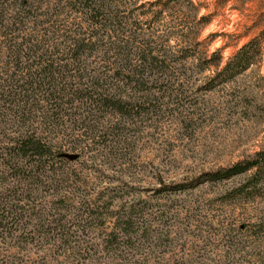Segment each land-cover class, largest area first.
<instances>
[{"label": "rangeland", "instance_id": "rangeland-1", "mask_svg": "<svg viewBox=\"0 0 264 264\" xmlns=\"http://www.w3.org/2000/svg\"><path fill=\"white\" fill-rule=\"evenodd\" d=\"M152 1L155 0H141L143 7L124 3L113 10L122 21L125 16L132 17L131 23L121 24L119 31L127 37L132 52L142 49L145 41H151L148 47L152 51L159 49L169 54L191 43L192 50L188 53L194 51L196 56L187 60L185 69L175 75L155 77L157 80L143 86L142 91L121 86L124 97L135 98V106L142 109L139 116L123 118L109 108L77 104V111L84 109V116L89 117L99 133L106 135L119 127L124 134L109 135L107 139H112V143L106 142L109 144L106 151L89 140L77 148L79 155V151H69L74 144L78 145L77 139L83 138L77 136L80 131L76 126L71 130L66 123L59 127L62 133H48L49 139L64 143L63 150L69 149L62 153L65 174L48 183L65 186L71 185L69 179H73L72 184L80 188L77 195L86 197L92 205L102 208L108 204L113 210L143 208L145 217L155 216L154 232H168L159 236L165 241H160L162 245L151 255L150 262L160 258L159 250H166L164 261L168 263L193 260L197 264H264V232L255 237L251 234L257 225L264 227V190L248 202L233 197L224 203L226 190L242 177L189 184L207 171L249 159L264 148V0H189L192 4L177 0L155 21L152 15L161 6L151 7L148 3ZM30 2L33 9L44 3L33 15L46 13L36 25L27 24L26 30L44 39L41 51L59 55L56 49L53 52L54 46L81 32L79 15L57 0ZM42 21L46 22L41 25ZM45 28L49 30L47 34ZM135 34L137 40L135 36V41L129 39ZM193 37L199 45L188 42ZM118 42L105 39V48L93 54H117ZM249 42H255L259 48L254 62L232 76L231 82L212 87L208 78ZM202 50L207 51V56L217 53L218 68H200L198 57ZM146 97L148 102L143 104ZM75 157L79 159L74 160ZM181 182L185 185L183 190L159 192L165 185ZM164 210L166 227L156 218ZM111 227L108 222L105 230L108 232ZM230 229L231 243L242 250L228 256ZM151 240L155 246L159 243L156 236ZM50 249L45 258L42 256L45 264L75 262L68 252L56 260ZM4 254L32 263L38 261L42 252L17 254L9 250ZM105 259L101 257L99 263Z\"/></svg>", "mask_w": 264, "mask_h": 264}, {"label": "trees", "instance_id": "trees-1", "mask_svg": "<svg viewBox=\"0 0 264 264\" xmlns=\"http://www.w3.org/2000/svg\"><path fill=\"white\" fill-rule=\"evenodd\" d=\"M57 1L79 15L81 27V32L73 33L63 43L54 46L53 52L56 49L59 55L41 51L44 39L26 30L27 24L34 26L44 16L45 11L33 15L43 8L44 3L33 9L30 0H0V264H45L41 259L46 257L48 247L56 260L68 252L75 260L73 264H97L101 257L107 259L99 264H197L193 260L165 262L166 250H159L160 258L149 261L165 241L159 236L167 235L168 231L154 232L152 221L155 216L151 219L145 217V209L113 210L108 204L101 208L77 195L80 188L72 184L73 179H69L71 185L65 186L48 183L65 174L62 153L69 149L63 150L64 143H56L47 137L48 133H62L59 127L68 123L71 130L76 126L80 131L77 136L83 137L77 139L78 145L74 144L70 152L79 151L81 155L77 148L89 140L106 151L109 146L106 142L112 143L107 137L124 133L119 127L104 133L106 135L99 133L101 131L90 124L89 117L84 116L85 110L77 111V104L109 108L114 115L123 118L134 114L139 116L142 109L135 106V98L124 97L121 86L135 88V92L142 91L143 86L157 80L155 77L175 75L181 68L185 69L187 60L197 53H188L192 50L191 43L180 46L171 54L159 49L152 51L148 47L151 41H145L142 49L139 47L138 51L132 52L134 49L128 44L127 37L119 34L121 24H130L132 17L125 16L122 21L113 10H118L124 3L143 7L141 0ZM175 1L148 3L151 7L161 6L152 15V20L158 19L162 11ZM187 2L192 4L189 0ZM44 32L47 34L49 30L45 28ZM134 36L135 40L139 38L135 34L129 39L135 41ZM112 38L119 40L117 54H93L105 48V39ZM188 42L199 45L196 37ZM253 43L244 44L208 78L212 87L231 82L232 76L254 62L260 53L258 45ZM200 54L198 61L202 70L219 67L216 52L207 56V51L202 50ZM145 102H148L147 97L142 101ZM236 176L242 178L226 190L222 199L224 203L233 197H242L248 202L260 196L264 190V148L249 159L207 171L189 184L197 180L218 182ZM183 183L165 185L159 192L183 190ZM166 213L164 210L156 216L164 227L168 224ZM108 222L112 227L107 232ZM231 230L228 231L230 243L233 240ZM263 232L264 227L259 224L251 234L255 237ZM155 236L159 242L156 246L151 240ZM9 250L17 254L24 251L37 254L39 250L42 255L38 261L30 263L24 258L8 257L4 253ZM239 250L242 249L236 247V243H231L227 254ZM100 251L105 254L99 256Z\"/></svg>", "mask_w": 264, "mask_h": 264}, {"label": "water", "instance_id": "water-1", "mask_svg": "<svg viewBox=\"0 0 264 264\" xmlns=\"http://www.w3.org/2000/svg\"><path fill=\"white\" fill-rule=\"evenodd\" d=\"M72 157H74V156H72Z\"/></svg>", "mask_w": 264, "mask_h": 264}]
</instances>
